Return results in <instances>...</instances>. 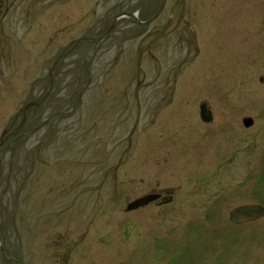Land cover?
<instances>
[{
  "label": "rangeland",
  "instance_id": "1",
  "mask_svg": "<svg viewBox=\"0 0 264 264\" xmlns=\"http://www.w3.org/2000/svg\"><path fill=\"white\" fill-rule=\"evenodd\" d=\"M119 1L0 0V264H264V0Z\"/></svg>",
  "mask_w": 264,
  "mask_h": 264
},
{
  "label": "flooded vegetation",
  "instance_id": "2",
  "mask_svg": "<svg viewBox=\"0 0 264 264\" xmlns=\"http://www.w3.org/2000/svg\"><path fill=\"white\" fill-rule=\"evenodd\" d=\"M132 2H133V0H121V1H119V2H117V3H115V5H113V10H114V14H113V16H112V20L108 23V21L103 25V27H105V26H107V27H109L110 28V26L113 24V22H114V20H116V23L113 25V27H112V29L110 30V32H112V31H114L115 29H116V27L118 26V24H120V20H126V19H132V17H128V16H123V14H127V13H132L133 12V8H132V6H131V4H132ZM165 0H164V3H163V5H161L162 4V1L160 2V0H159V2H157V5H160L159 7H160V12L164 9V5H165ZM152 4L154 5V3L152 2ZM2 7V5H1V3H0V8ZM154 6H152V5H150V6H148L147 7V9L148 8H153ZM139 12H140V9L138 10ZM141 12H143L142 11V9H141ZM158 17V16H157ZM150 19V18H149ZM108 28V29H109ZM107 36V35H106ZM105 36V37H106ZM104 37V38H105ZM104 38L102 39V40H104ZM81 43H83V41H77V43H76V45H75V47H74V49L72 50V51H74ZM102 43V41L101 40H98V43H97V46H96V48H98L99 47V45ZM96 44V43H95ZM83 67V66H82ZM83 73H84V75H85V72H84V70H83ZM263 78H264V76H263ZM258 81H259V83H264V79L263 80H261L260 79V77H259V79H258ZM70 98V97H69ZM205 104H206V108H205V110H206V112H207V114H208V116H206V118L204 119V121L202 120V118H201V116H200V104H199V108H198V117H199V120L202 122V123H204V125L206 126V146H208L209 144H213L214 142L215 143H217L218 141H222V140H224V139H226L227 138V130H226V124L224 123V118H220V119H216L215 118V115H214V112L209 108V106H208V103L207 102H204ZM57 111H54L53 110V116H55L56 114L58 115V113H56ZM56 115V116H57ZM234 116H235V114H233ZM245 119H249V120H247L246 122V124L244 123V120ZM224 120V121H223ZM241 123H242V126L245 128V129H248V128H250L252 125H253V121H252V119L250 118V117H245V118H243L242 120H241ZM236 127V126H235ZM239 130V129H238ZM235 133H236V135L238 136V131L237 130H235ZM241 133V132H240ZM164 191V193H165V195L164 196H162L160 193H150V194H156V195H158L159 196V198L158 199H156L154 202H158V204L159 205H169V204H171L172 203V201H173V197H172V191H173V189L171 188V191L170 192H168V193H166L165 192V189L163 190ZM166 196H170L171 197V200H170V202L169 203H164L163 202V198L164 197H166ZM154 202H152V203H154ZM151 204V203H150ZM149 204V205H150ZM148 205V206H149ZM242 205H260V204H242ZM242 205H238V206H242ZM238 206H236V207H238ZM263 206V205H262ZM235 207H233L232 209H234ZM232 209H230V211L232 210ZM229 211V212H230ZM229 212H228V221H229ZM65 257L64 258H68V256H66V255H64Z\"/></svg>",
  "mask_w": 264,
  "mask_h": 264
},
{
  "label": "water",
  "instance_id": "3",
  "mask_svg": "<svg viewBox=\"0 0 264 264\" xmlns=\"http://www.w3.org/2000/svg\"><path fill=\"white\" fill-rule=\"evenodd\" d=\"M129 16H133L131 14H127ZM140 23V22H139ZM114 24V23H113ZM143 24V23H140ZM104 35L102 36V38ZM90 57V55L87 57V59ZM87 60H85L84 64L86 65ZM206 104L202 103L200 105L201 109V117L204 120L206 116H208L206 110ZM249 120V119H248ZM247 120H244V123L246 124ZM250 121V120H249ZM251 122V121H250ZM171 189H166L165 192L168 193L170 192ZM159 196L156 194H148L143 197H140L138 199L133 200L130 202L127 206L125 211L130 212L136 209H139L141 207H145L146 205H149L151 202H154L156 199H158ZM171 200L170 196H166L163 198L164 203H169ZM264 216V207L261 205H242L235 207L229 212V221L234 224V225H240L243 223L255 221L258 218H261Z\"/></svg>",
  "mask_w": 264,
  "mask_h": 264
},
{
  "label": "bare ground",
  "instance_id": "4",
  "mask_svg": "<svg viewBox=\"0 0 264 264\" xmlns=\"http://www.w3.org/2000/svg\"><path fill=\"white\" fill-rule=\"evenodd\" d=\"M1 251H3V250H1Z\"/></svg>",
  "mask_w": 264,
  "mask_h": 264
}]
</instances>
